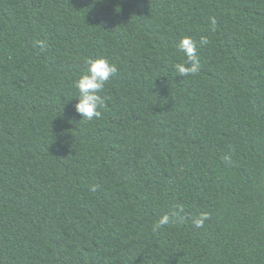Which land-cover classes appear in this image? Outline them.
<instances>
[{"label":"trees","instance_id":"1","mask_svg":"<svg viewBox=\"0 0 264 264\" xmlns=\"http://www.w3.org/2000/svg\"><path fill=\"white\" fill-rule=\"evenodd\" d=\"M0 264H264V0H0Z\"/></svg>","mask_w":264,"mask_h":264},{"label":"clouds","instance_id":"2","mask_svg":"<svg viewBox=\"0 0 264 264\" xmlns=\"http://www.w3.org/2000/svg\"><path fill=\"white\" fill-rule=\"evenodd\" d=\"M215 21L213 20V23ZM209 43L208 38L202 36L199 41V46L203 47ZM43 46V42H41ZM178 48L184 54L185 62L175 65V71L178 76L188 77L199 72L201 64L198 57L197 43L190 37H183L179 41ZM87 66L83 75L75 81V88L78 90V102L75 105V110L82 119L93 120L101 117L100 111L105 104V99L100 93L105 89L106 84L114 77L118 68L114 63H111L107 58L89 59L86 62ZM183 209L179 208L174 211L171 216L164 215L153 226V231L169 224L174 218L183 219L179 215ZM205 216L194 218L192 223L194 227L201 228L204 225Z\"/></svg>","mask_w":264,"mask_h":264}]
</instances>
